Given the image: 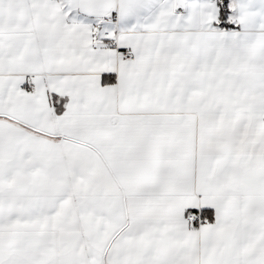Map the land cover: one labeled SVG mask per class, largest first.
Returning a JSON list of instances; mask_svg holds the SVG:
<instances>
[{"label":"snow or ice","instance_id":"obj_1","mask_svg":"<svg viewBox=\"0 0 264 264\" xmlns=\"http://www.w3.org/2000/svg\"><path fill=\"white\" fill-rule=\"evenodd\" d=\"M0 264H264V0H0Z\"/></svg>","mask_w":264,"mask_h":264}]
</instances>
